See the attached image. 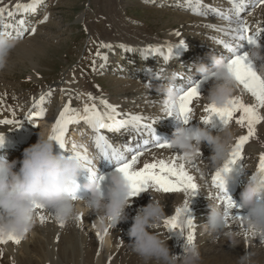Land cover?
<instances>
[{
	"label": "bare ground",
	"instance_id": "6f19581e",
	"mask_svg": "<svg viewBox=\"0 0 264 264\" xmlns=\"http://www.w3.org/2000/svg\"><path fill=\"white\" fill-rule=\"evenodd\" d=\"M157 1L159 6L176 8V13H178L180 18L206 27L203 30H208L210 33L203 30L201 31L205 32L203 34L208 35L209 38H207V42L202 43L198 40L200 37H203L202 35L193 34L194 39H183L185 36L174 39L173 36L175 35H170V38H168V36L161 40L163 42L158 43V39L155 37H148L139 31L130 33L117 26V29H113L111 32L104 31L101 33H94L96 37L95 46L98 49L97 53L99 52L100 55H97V53L95 54L91 68L95 70V74L98 75L101 80L103 79L107 82H105L106 85H99V80L93 82L90 79L91 76L88 78L86 74L79 71L75 65H72L66 68L64 72L62 71L63 74L60 79L54 83L46 84L45 87L41 88L39 91L30 94V97L20 104L18 103V106L14 105V102L8 101V99L3 101L0 106V120L11 119L17 121L18 124L0 123V134H3L5 138L3 146L0 147V157H5L8 160H21L23 149L36 142V133L39 131L40 127L38 126L40 121L38 119L43 118L48 121L47 129L52 128L59 113L63 110L70 98L72 107L80 109L81 115H83L84 105L93 102L103 111L104 108L99 103L100 98H103L117 107L119 113L117 119H128L131 115H141L144 117L141 127L138 130H134L131 125L120 131H109L106 129L116 139V142L113 143L114 147L124 150L126 157L130 158L132 155V153L126 151L127 148L143 151L144 154L140 157V162L137 167H142L145 162H155L158 159H176V155H178L177 162L184 163L189 173L194 176L195 182L198 185L196 195L191 197L188 193L183 192V196L180 197V202L178 204L171 203L169 205L170 211L173 212L172 215L177 208L183 207L186 200L190 201V215L192 217L196 211H198L199 214L204 211L205 214L208 215L211 202L222 204L218 195L219 189L212 184V176L218 168L216 166L211 169L202 168L203 165L201 164L206 158H208L206 162L211 161L209 159L211 156L209 147L204 145L201 151L202 155L191 160H186L180 150L167 155L165 154L166 150L145 154L148 148L156 145L151 143L155 137L143 127V124L151 123L156 130V135L160 137L162 141H169L172 138L174 130L184 125V122L182 119L177 118L176 114L166 115L164 110L165 96L162 91H158V89L161 86L169 85L174 87L176 91L189 87L188 81H190L192 77L190 75H199L195 70V65L198 62L203 60L209 65L212 62L209 58L211 54L221 57L225 61L229 56L233 55L230 49L225 47V43L231 44L233 47L237 48L239 52L244 47L250 46L252 48H259L262 55H264V19H260L254 14H245L252 4H256L259 0H243V12H241L239 16L235 13V4L240 3L241 0ZM149 2H153V0H149ZM17 3H31V0H0V6L7 5L10 10H14V6ZM45 5L46 1L42 0V2L36 6L35 12H21L17 13L12 18H4V23H11L13 20L24 18L25 24L18 30L10 29L11 35L5 34L6 30L0 29V33L14 38L17 42L15 48L10 53L7 69L0 71L1 93L5 92L6 87H11L13 84V82L11 84V81L5 76V71L17 64L18 58H28L31 65L36 69L37 66H39V61L33 60L32 57H34L37 52H44L45 49L50 46L46 42L45 35L38 32L42 27L40 26L42 18L38 19V17L41 15L40 11L42 7ZM245 23L248 26L246 35H255L258 46L248 45L246 40L241 41L239 39H233V37L237 35L234 30L238 25ZM21 32L23 35H20ZM176 40H182L184 44H187V46L189 45L190 50L182 53L180 57V52L174 49L173 58L169 60L166 58L167 47L172 46L174 48ZM104 44L111 45V47H102ZM121 45L125 47H121ZM149 47H159L162 51L148 54L141 51ZM128 49H133V51H129ZM65 50L68 52L70 47L67 46ZM190 51H192V55H190ZM143 55H145V57H142ZM104 57H107V59H104ZM11 62L13 66L10 64ZM262 64L264 66V60ZM138 66L140 68H138ZM89 68L90 66H81V69H85L87 72H89ZM180 68H182L181 72L174 71L175 69L180 71ZM142 71L143 78H140L139 76ZM89 75H91L90 72ZM261 75H264V71ZM203 83L211 87L210 80L204 81ZM49 92L51 95H48ZM205 93L204 91L200 97L194 99L192 104L193 119L189 121L190 123H188L187 126H203V121L208 115L205 109L209 105L206 98L208 93ZM42 94L45 95V100L41 105L44 108L45 114L42 117L32 116L34 101L38 100ZM88 94H91L96 99L94 101L90 100ZM35 110L38 111L39 109L37 108ZM213 120L216 126L213 127L211 124L208 126L212 128L214 132L219 133V131L223 129V122L220 120L219 116L214 117ZM87 125L88 124L84 121L70 124L67 131L70 134L69 138L73 139L82 135ZM239 130L241 129L237 128L235 130L237 134L236 143H238L241 136L247 135L245 132ZM238 131L239 133H237ZM145 140L150 141L147 147L144 146ZM80 141L81 139L79 138L76 144H81ZM83 146L84 147L80 149H86L88 147L87 145ZM54 151H56V145ZM257 155L260 157L264 155V139L256 137L255 135L244 146L243 159L235 166L232 178L226 182L227 192L236 203L240 201L243 185L247 183L248 177L251 174L257 173L259 170L260 160L251 172L246 171L244 162L246 163V161H248L247 158H249V156H255L256 158ZM91 158L95 169L99 167L100 161L104 166H106V164L108 166L105 167L103 171L97 170L98 176H104L102 187L107 191L110 183V174L116 170L118 162L113 159L96 158L95 156H91ZM19 166L18 164L17 170ZM88 175L89 173L86 171L81 174L78 178L82 180L81 184L85 182V176L88 177ZM206 175L209 177L205 178ZM152 189L156 190L155 188ZM77 194L82 197L88 195L87 191H78ZM142 194L147 196V190L138 193L137 196L132 198V204L126 209L127 220H122L115 228L100 214L88 212L79 205V217H82V219L69 221L63 224V226L56 220L51 210H37L35 213L34 227L32 231L22 239L21 243L16 244L13 241H9L6 244H0V264H144V261L132 250L130 237L128 236V230L132 224V217L136 215L140 207L148 204V201L142 202L139 200V196ZM164 210L166 211V208ZM235 211L244 214V210L242 209H235ZM40 215L45 216L43 222L39 219ZM180 218L186 220V215L182 213ZM206 218L207 216L204 217L201 222L204 223ZM194 223V244L198 247L201 260L205 261L210 257H214L216 260H222V251L215 254L208 247L210 245L208 242L210 237L205 233L202 234V223L199 224L198 221H194ZM105 229H107L106 235H104ZM157 229L162 230L169 238L174 237V235H176L177 240L182 238L179 230L169 232L164 222L158 224L153 231L158 232ZM184 229H187V233H184L185 237L183 238L184 241H186L189 230L186 226H184ZM97 233L104 235L103 242H101ZM105 240L108 241V244L105 243ZM178 242L180 243V241ZM249 242L253 245L255 244V246L262 245L256 239H249ZM241 256L242 255H238L237 259H234L235 256H233L231 258L233 261L232 264H238L237 260H239Z\"/></svg>",
	"mask_w": 264,
	"mask_h": 264
},
{
	"label": "clouds",
	"instance_id": "9594fccd",
	"mask_svg": "<svg viewBox=\"0 0 264 264\" xmlns=\"http://www.w3.org/2000/svg\"><path fill=\"white\" fill-rule=\"evenodd\" d=\"M16 40L4 33H0V71L9 65V56L16 46ZM254 63L264 60L259 48L247 52ZM212 65L203 60L195 65V70L203 77H210L211 87L207 95L209 105L218 108L228 106L234 97L238 83L227 71L226 61L215 55H210ZM165 96V103H171L178 97L174 87L161 86ZM203 123V126L177 127L169 142L172 148L180 150L186 160L199 156L204 145L211 149L209 159L222 172V179L226 182L232 178V172L225 170L237 140L236 131L231 124H225L216 133ZM36 142L25 147L21 160H8L0 157V236L15 235L26 237L35 224L37 205L51 210L59 223L77 220L79 206L88 212L100 214L116 227L122 220H127L126 209L132 204L130 181L119 171L110 174L107 191L102 187L99 176L92 175L89 165L82 158L54 151L56 142L52 139V128L39 127ZM86 137V138H85ZM91 136L82 134L80 143L87 145ZM5 138L0 142L3 146ZM88 159L93 162L90 154ZM20 165L17 170V165ZM89 175L82 187L88 195L82 197L77 194L81 187L78 178L83 172ZM97 171V168H96ZM78 186V187H77ZM73 189L76 190L73 197ZM150 201L140 207L132 217V224L128 230L132 250L144 261V264H199L200 253L198 247L187 241L182 245L180 254L173 253L167 244V239L153 229L165 220L164 204L149 191ZM244 210L243 231L229 229V217L223 204L211 202L206 221L202 223L205 234L213 239L223 238L235 248L240 245L243 237L256 239L264 245V174H251L243 186L239 203ZM179 226L186 225V220L179 218ZM108 244V241L105 240ZM251 253L247 251L239 258L238 264H250Z\"/></svg>",
	"mask_w": 264,
	"mask_h": 264
},
{
	"label": "rangeland",
	"instance_id": "374dc122",
	"mask_svg": "<svg viewBox=\"0 0 264 264\" xmlns=\"http://www.w3.org/2000/svg\"><path fill=\"white\" fill-rule=\"evenodd\" d=\"M45 1L46 5L42 7V10L40 11L41 15L38 17V19L42 18L40 21V26L42 27L40 28V30H38V32L45 35L46 42L50 46L46 48L42 53L37 52V54L35 55L36 57H32L33 60L39 61V66H37L36 69L31 65V62L28 58H18L17 64H15L14 66L12 62L10 63L13 67L5 71V76L11 81V84L12 82L13 84L11 85V87H6L5 92H0V106L2 105L3 101H6L7 99L12 103L14 102V105L18 106V103L20 104L22 101L28 99L30 97V94L39 91L41 88L45 87L46 84L54 83L55 81L60 79L64 70L72 65H75V67L79 71L86 74L88 78L91 76L90 79L93 82H97V80H99V85H106V81L103 79L101 80V78H99V76L95 74V70L91 68L94 56L98 51L95 46L96 37L94 35V33L97 32H111L113 31V29H117L118 27L130 33L139 31L148 37H155L158 39V43L163 42L161 40L167 38L168 36V38H170V35H175L173 36L174 39H177L180 36H185V38L183 39L187 40L194 39L193 34L202 35L203 37H197L199 38L198 40H200L202 43L207 42V38H209L207 34H203L205 32L210 33V31L208 30H203L206 27L192 23L187 19L180 18V16H178V13H176V8L170 6H159L157 0H153V2H149V0ZM245 14H254L257 15L258 18L264 19V3H260L258 1L256 4H252L250 9H248ZM67 46L70 47V50L68 52H66L65 50ZM249 47H244L240 52H248L249 50L254 48ZM191 52L192 51H190V55H192ZM230 57L231 56H229V58ZM185 59L187 60L186 56ZM262 62L263 60L255 62L257 71L260 74H262V72L264 71ZM211 65L212 62L209 64V66ZM81 66H90L88 70L91 75H89V72H87L85 69H81ZM35 76L37 77V79ZM190 76L192 77L190 81H188L189 85L195 82L203 81V77L200 74L197 76ZM209 89L210 87H208V85L204 83L201 84V94L204 91L206 92L205 94L209 93ZM8 93L10 96L8 95ZM235 97L242 98L244 103L250 106H255L258 103L256 101V98L252 96L251 93H249L246 89H244L242 85L239 84L234 92V98ZM260 112L262 115H264V109H260ZM240 115H242V113H237L233 118L234 121H232L230 124L234 130L240 128L241 130L239 131L245 132L247 134V126H242L237 123ZM38 120H40L38 126H42L43 128L47 129L48 121L44 120L43 118ZM239 131L237 133H239ZM263 133L264 121H261L256 126V137L264 139ZM206 147L209 146L206 145ZM163 150H166V155L179 151L178 149L174 148L166 147L162 149L157 146H152L148 148L145 154ZM209 150L211 149L209 148ZM176 156L178 157V155ZM250 157L251 156H249V158L246 157L248 161H246V163L244 162L245 169L248 172L254 170L253 168L257 166V162L260 160L259 155H257L256 158L255 156H252L251 158ZM206 159L204 160V162H201V164L203 165L202 168H213L215 166L213 162H206ZM208 177L209 176L206 175L205 178ZM148 190L151 191L152 194L158 199H161L160 201L163 204L167 202L165 203L166 205L164 204V209L166 208L165 219H167V216L169 214L171 216L175 215V213L172 215L173 212L170 211L169 205L171 203L178 204L180 202V197L183 196V192L166 194L152 188H149ZM148 190V197L142 194L139 196L140 201H148L149 203V199H151V197ZM233 211H235V209ZM170 215L168 216V218L171 217ZM206 216L207 214H205L204 211L200 214L198 211H196L193 215V218L194 221H198V223L201 224L202 219ZM229 218L230 230L243 231V222H241L235 215H231ZM157 230V233L161 235V238L167 239L168 247L173 253L180 254L182 252V245L184 242H186L183 239L185 237L184 234H180L182 238H180V240H177L176 235H174L175 238H169V236L165 235L162 230ZM186 230L187 229H184L185 234L187 233ZM203 233L204 231H202V234ZM178 241H180V243ZM208 242L210 243L208 247L210 248V250H212L213 253L216 254L222 251L221 253H223V258L222 260H216L214 259V257H210V260L206 259L205 261H202L200 258L199 264H232L233 261L231 258L235 256L234 259H237L238 255L243 256L246 252V249L251 253L250 264H264V245L255 246V244H251L247 236L243 237L240 241V245L235 248L231 247L230 243L223 238H217V240L213 242V239L210 237V240Z\"/></svg>",
	"mask_w": 264,
	"mask_h": 264
},
{
	"label": "snow or ice",
	"instance_id": "6c2138e0",
	"mask_svg": "<svg viewBox=\"0 0 264 264\" xmlns=\"http://www.w3.org/2000/svg\"><path fill=\"white\" fill-rule=\"evenodd\" d=\"M42 0H31V3H17L14 6V10H10L9 6H0V29L6 30L5 34L11 35L10 29H19L25 24V19L13 20L11 23H4V18H12L17 13H28L35 12L36 6L41 3ZM260 3H264V0H259ZM243 5V0L240 3L235 4V13L237 16L240 15ZM34 31V29H33ZM237 35L233 39H239L241 41L246 40L248 45L258 46L257 38L255 35H246L248 32L247 24L238 25L234 30ZM20 35H23L21 32ZM224 43L223 41H221ZM102 47H111V45L104 44ZM121 47H125L121 45ZM225 47L229 48L233 53L230 58L226 61L227 71L234 77L239 85H242L252 96L256 98L258 102L255 106H250L244 103L242 98L235 97L231 100L230 104L224 108H218L215 105H208L206 107L207 117L203 123L211 124L215 127L213 118L219 116L220 120L225 124H230L237 113H242L239 116L237 123L240 125L247 126V135L241 136L236 143L235 148L225 165V170L232 172L236 165H238L243 159V150L246 143L256 135V126L264 121V115L261 114L260 109H264V75H261L257 71L256 64L249 59L247 51L241 53L237 51V48L231 44L225 43ZM133 51V49H128ZM145 54L151 52H161L159 47L156 48H145L142 49ZM174 48L169 46L167 49L166 58L171 60L173 58ZM97 55H100L98 52ZM107 59V57H104ZM210 77L203 78V81H208ZM203 81L192 83L186 89L177 90L178 97L171 103H165L164 110L166 115L176 114L177 118L182 119L184 124H188L193 119L192 104L195 98L201 95V84ZM48 95H51L49 92ZM90 100H95L91 94H88ZM45 100V95H41L38 100L34 101V111L32 116L42 117L44 116V108L41 106ZM100 105L103 106L104 110L101 111L95 102L91 104H85L83 107V115H81L80 109L72 107L71 98L65 104L63 110L59 113L58 118L55 120L52 127V139L56 142L63 152L71 155H76L89 165V172L92 175H96L97 171L93 166V162L90 161L85 152H81L79 149L83 148L82 144H73L72 151L67 152V145L65 141L68 127L72 123H78L80 121L86 122L92 130L96 133L94 141L97 149L105 159H113L118 162L116 171L121 172L130 181L131 184V196L135 197L138 193L148 190L149 187L155 188L157 191L163 193H177L184 192L188 193L191 197L196 195L198 191V185L195 182L193 175L189 173L184 163H178L177 159H158L155 162H145L142 167H137L140 162V157L144 154L139 149L127 148L128 153H132L130 158L125 156L124 150L113 147L105 135L101 134V130L107 129L109 131H120L121 129L131 125L134 130H138L141 127L144 117L141 115H131L128 119H117L119 113L115 105L110 104L106 99L100 98ZM39 109L36 111L35 109ZM2 124H18L17 121L11 119L0 120ZM143 127L148 130L155 139L151 143L155 144L159 148H172L171 143L168 140H161L156 135V130L151 123H144ZM3 141V134H0V142ZM150 143L149 140L144 141V146ZM202 155V152L199 153ZM239 170V169H236ZM259 173L264 174V155L260 157L259 161ZM99 179L104 180V176L100 175ZM212 184L219 189V199L225 207L226 215L230 217L235 215L241 222L244 220V214L234 209H240V206L232 199L226 189V184L222 179V172L217 170L212 176ZM78 187V186H77ZM73 197H75L76 190L73 189ZM44 209L43 206L37 205L36 211ZM190 201L186 200L182 208L175 210V215L165 219L164 224L169 232L179 230L180 233L184 234V226H179V218L181 214L186 215V227L188 228V234L186 241L193 243L195 241V223L194 218L190 215ZM39 219L41 222L45 220L44 215H40ZM82 219V217H78ZM63 226V223H60ZM107 234V229L104 231V235ZM103 242L104 235L97 233ZM23 237L10 235L7 237L0 236V244H6L9 241H13L16 244L21 243Z\"/></svg>",
	"mask_w": 264,
	"mask_h": 264
}]
</instances>
